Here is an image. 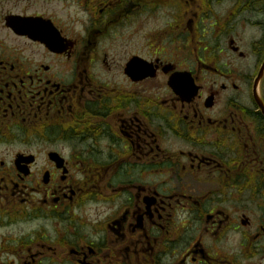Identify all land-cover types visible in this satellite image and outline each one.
<instances>
[{"label":"flooded vegetation","instance_id":"1","mask_svg":"<svg viewBox=\"0 0 264 264\" xmlns=\"http://www.w3.org/2000/svg\"><path fill=\"white\" fill-rule=\"evenodd\" d=\"M58 1L0 0V264H263L264 0Z\"/></svg>","mask_w":264,"mask_h":264},{"label":"rangeland","instance_id":"2","mask_svg":"<svg viewBox=\"0 0 264 264\" xmlns=\"http://www.w3.org/2000/svg\"><path fill=\"white\" fill-rule=\"evenodd\" d=\"M63 1L65 4L68 2V0H60V1H58L60 6L63 5ZM207 1H208V9L206 10L205 13H203V20L201 21V24H199V34H200V37H202L201 34L204 35V38L202 37L203 39L209 40L212 38V35H210L211 30H210V27H208V23L211 20H213V18H219V19H222L221 21H226L224 19L225 18L224 11L232 9L231 8L232 3L235 0H207ZM246 2H247V0H246ZM239 4L240 3H238L237 5H239ZM236 9H238V8H236ZM68 10H70V9H67L66 11H68ZM163 10L164 11L166 10L169 14L176 15V9H175L174 5L165 6V8H163L161 3L158 4L156 15H159V16L162 15ZM61 14L63 15L64 13L61 11ZM222 25H224V23H222ZM225 25L227 26L228 24L226 23ZM217 26H220V24L217 23ZM235 28L239 29V31H242L244 33V37H246V38L249 37L250 33H251L253 38L258 39L260 37V34H261V32L257 31V28H255V27L252 28L251 30L250 29H243L242 28V21H240L238 23L236 22ZM212 32H216V30H213ZM97 208L99 210H103L102 204L100 203V204L92 205V210L93 209L95 210ZM86 231H89V230H86ZM235 236H234V239H240L241 238V236H239V235H238L239 237L238 236L235 237ZM261 262H263V264H264V259H260V257L256 259V263H261Z\"/></svg>","mask_w":264,"mask_h":264},{"label":"water","instance_id":"3","mask_svg":"<svg viewBox=\"0 0 264 264\" xmlns=\"http://www.w3.org/2000/svg\"><path fill=\"white\" fill-rule=\"evenodd\" d=\"M263 69H264V62H263V64H262V67H261L260 73H259V75H258V77H257V79H256V81H255L256 83L258 82L259 78L261 77ZM255 99H256L258 105L260 106V108H261V110H262V112H263V114H264V105H263L262 101H261L256 95H255Z\"/></svg>","mask_w":264,"mask_h":264}]
</instances>
